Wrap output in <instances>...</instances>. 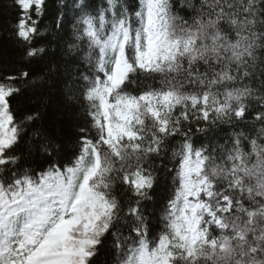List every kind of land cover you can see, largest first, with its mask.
Listing matches in <instances>:
<instances>
[{"label":"snow or ice","instance_id":"1","mask_svg":"<svg viewBox=\"0 0 264 264\" xmlns=\"http://www.w3.org/2000/svg\"><path fill=\"white\" fill-rule=\"evenodd\" d=\"M0 264H264V0H0Z\"/></svg>","mask_w":264,"mask_h":264},{"label":"trees","instance_id":"2","mask_svg":"<svg viewBox=\"0 0 264 264\" xmlns=\"http://www.w3.org/2000/svg\"><path fill=\"white\" fill-rule=\"evenodd\" d=\"M5 2H6V0H5Z\"/></svg>","mask_w":264,"mask_h":264}]
</instances>
